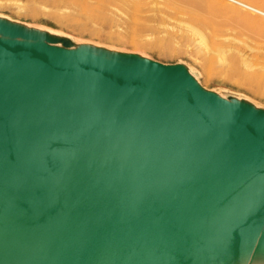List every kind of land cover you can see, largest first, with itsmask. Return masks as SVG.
Segmentation results:
<instances>
[{"label":"water","instance_id":"water-1","mask_svg":"<svg viewBox=\"0 0 264 264\" xmlns=\"http://www.w3.org/2000/svg\"><path fill=\"white\" fill-rule=\"evenodd\" d=\"M262 243L263 107L0 15V264H251Z\"/></svg>","mask_w":264,"mask_h":264},{"label":"rangeland","instance_id":"rangeland-1","mask_svg":"<svg viewBox=\"0 0 264 264\" xmlns=\"http://www.w3.org/2000/svg\"><path fill=\"white\" fill-rule=\"evenodd\" d=\"M106 1L0 0V15L75 43L184 63L203 87L264 108L263 15L226 0ZM240 1L264 10V0Z\"/></svg>","mask_w":264,"mask_h":264},{"label":"bare ground","instance_id":"bare-ground-1","mask_svg":"<svg viewBox=\"0 0 264 264\" xmlns=\"http://www.w3.org/2000/svg\"><path fill=\"white\" fill-rule=\"evenodd\" d=\"M114 1V0H113ZM116 1V0H115ZM238 1H240V0H238ZM106 0H99V3H100V5H106ZM241 3H245V2H243V1H240ZM212 3V2H211ZM214 3V2H213ZM212 3V4H213ZM245 4H247V3H245ZM214 5H215V3H214ZM216 6V5H215ZM247 6H249L250 8H252V9H254V10H252V11H254V12H256V13H259V14H263V16H264V10H261V9H259V8H257V7H255V6H252V5H249V4H247ZM136 9V8H135ZM116 10V9H115ZM251 10V9H250ZM137 12V11H136ZM119 14H120V11H119ZM119 14H117V15H119ZM124 15V14H123ZM136 16H137V14H135ZM121 19V18H120ZM122 20V19H121ZM258 24V25H257ZM256 25H257V29L258 30H260L261 32H263L264 33V24L263 23H256ZM256 25H255V27H256ZM193 28V27H192ZM191 28V29H192ZM193 31H194V28L192 29ZM198 32V31H197ZM199 32H201V31H199ZM195 34H197L196 32H195ZM200 36H201V38L202 39H204L205 38V36H203L202 35V33H200L199 34ZM256 254H255V258L253 259V262L251 263V264H264V243H262V245L259 247V249L255 252ZM219 262H223V261H219ZM208 264H213V261L212 262H209ZM222 264H224V263H222Z\"/></svg>","mask_w":264,"mask_h":264},{"label":"built area","instance_id":"built-area-1","mask_svg":"<svg viewBox=\"0 0 264 264\" xmlns=\"http://www.w3.org/2000/svg\"><path fill=\"white\" fill-rule=\"evenodd\" d=\"M226 1H228V2H230V3H233V4H236V5H239V6L243 7V8L248 9V10L251 9V11L254 10V9L250 8L249 6H247V4H245V3L243 4V3H241V2L238 1V0H226ZM253 12H254V11H253ZM258 14H259V13H258ZM260 15H263V14H260Z\"/></svg>","mask_w":264,"mask_h":264}]
</instances>
